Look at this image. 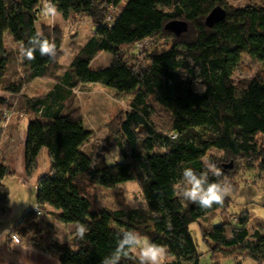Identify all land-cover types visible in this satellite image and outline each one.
<instances>
[{
	"label": "trees",
	"instance_id": "1",
	"mask_svg": "<svg viewBox=\"0 0 264 264\" xmlns=\"http://www.w3.org/2000/svg\"><path fill=\"white\" fill-rule=\"evenodd\" d=\"M44 2L0 0V123L2 113L14 110L16 96L25 113L36 115L27 128L25 172L27 178L34 176L40 150L46 148L50 171L36 188L41 217L51 214L46 209L50 206L61 223L84 225L87 231L60 242L49 232L40 234L35 222L40 217L29 210L15 227L22 242L55 256L60 264H101L113 258L124 232L131 231L162 246L172 259L166 264H201L191 225L222 211L228 198L210 208L182 199V173L185 168L203 171L205 161L223 174L228 170L220 161L246 162L264 172L259 143L264 137V74L240 85L233 81L245 56L264 62V3L234 8L225 0H51L63 18L84 15L96 25L69 69L58 75L61 35L45 31L36 37ZM120 5L117 15L110 14ZM217 6L225 8L226 17L209 28L206 18ZM174 20L185 21L188 30L179 36L167 31L166 24ZM7 36L21 45L25 70L21 79L8 82ZM35 37L55 43L54 54L41 55L39 44L30 42ZM157 37L171 44L154 49L143 61L128 58V48ZM28 48L35 49L34 59L24 55ZM102 52L111 54L109 66L92 70V61ZM51 74L57 82L45 96L23 94L32 81ZM95 83L133 97L119 125L124 163H100L93 169L84 150L92 130L75 110L65 111V104L77 87ZM159 115L167 117L166 125ZM13 173L0 159V215L11 212L10 191L3 181ZM208 181L223 182L211 174ZM127 182L140 186L144 208H93L89 184L114 189ZM250 220L244 211L233 223L223 221L204 230L214 264L223 257L234 258V264L245 258L264 264V231L250 235ZM133 249L117 264H139Z\"/></svg>",
	"mask_w": 264,
	"mask_h": 264
},
{
	"label": "rangeland",
	"instance_id": "2",
	"mask_svg": "<svg viewBox=\"0 0 264 264\" xmlns=\"http://www.w3.org/2000/svg\"><path fill=\"white\" fill-rule=\"evenodd\" d=\"M230 7H244L249 4H263L264 0H225ZM45 2L43 3V5ZM124 5V4H123ZM39 14L37 29L40 34L47 31L50 33H59L62 37L61 56L58 59L60 68L55 72L62 75L69 69L73 58L76 56L81 46L90 38L94 32L95 23L91 18L84 15H71L63 18L62 15L56 13L55 16H45ZM122 9V5L117 9H112V15H117ZM170 41L162 37L146 40L142 46H134L128 48L126 54L128 58L143 61L145 56L158 48L168 47ZM7 49L11 52L10 67L7 72L6 82L21 79L25 75L22 65L21 45L15 43L12 38H6ZM140 56V57H139ZM140 59H139V58ZM111 54L102 52L96 57L90 68L98 70L107 68L111 61ZM264 62L252 60L245 56L233 75V81L236 84H243L257 76H263ZM57 78L51 74L48 77L37 79L24 88V95L30 98L45 96L56 84ZM7 96V95H6ZM132 94H118L116 90L107 88L101 84L80 85L74 93L72 99L65 104V111L75 110L86 126L92 130V136L85 144L84 150L92 157V168L95 169L97 164H104L108 167L116 166L124 163V157L120 150V159L117 158L113 164L105 161L104 153L111 151L118 146L122 137L119 130L120 121L125 111L130 109ZM19 97H15L14 110H6L10 113V119L7 121L5 112L2 113V122L0 123V159L13 170V174L4 179V184L10 191V209L11 212L7 216L0 215V224H8L12 221L20 220L25 213L33 210L36 203V183L37 172L32 178L21 179L18 173H15V167H18V160L23 148L24 136L23 124L25 120H30L36 115L25 113L22 106H19ZM14 111V112H13ZM161 125H166L167 117L159 115L158 118ZM123 141V140H122ZM259 143L264 147V137H259ZM119 148V146H118ZM120 149V148H119ZM211 155L220 157L222 154L211 151ZM224 165L233 163L232 168H225L226 173L221 172L222 183L228 188L229 195L228 204L214 214L206 216L199 222L191 225V232L197 245L201 264H214L211 252L205 243L204 230H208L213 224L223 221L233 223L239 215L248 211L250 214L249 232L250 235L259 229L264 231V172L256 169H250L246 162L235 163L233 161H220ZM218 168V167H217ZM219 169V168H218ZM220 170V169H219ZM89 195L93 199V208L95 209H121L122 207L144 208L146 202L141 193L140 186L135 182H127L117 186L114 189H104L94 184L87 186ZM41 217V216H40ZM40 218H37L38 220ZM37 223V221H35ZM39 225L40 234L49 232L55 236L60 242L71 241L74 234L78 231V226L67 227L65 230L54 233L49 231L48 227ZM146 239H139V244L133 249V253L139 256V247L146 243ZM165 252L161 255L159 264H166L171 261ZM235 259L223 257L219 260L220 264H234ZM242 264H256L250 258L242 260Z\"/></svg>",
	"mask_w": 264,
	"mask_h": 264
},
{
	"label": "clouds",
	"instance_id": "3",
	"mask_svg": "<svg viewBox=\"0 0 264 264\" xmlns=\"http://www.w3.org/2000/svg\"><path fill=\"white\" fill-rule=\"evenodd\" d=\"M57 9L51 0H46L43 5L42 14L45 16H55ZM40 33L36 34L38 37ZM33 38L30 42L32 44H39L41 55L53 53L56 48L55 43L50 42L48 39H43L38 41ZM34 48H28L24 50V55L29 59H34ZM105 161L108 164H113V162L119 158L120 159V149L118 146L109 152L104 153ZM209 174L212 176L220 177L221 170L217 166L210 162H204V170L197 173L192 168H185L182 173L184 187L181 192V197L184 200H188L192 203L199 205L202 208H210L214 203L220 204L223 202V198L229 195L228 188L220 182L209 183ZM78 234L83 237L87 231L84 225L78 226ZM18 233L13 232L10 228L4 229L0 232V243L8 242L9 237L19 243ZM139 244V237L131 231H125L123 234V239L118 242V247L115 250L114 256L111 260L105 258L101 264H117L122 256H128L129 252ZM23 252L27 253L33 250V248H24L21 246ZM164 249L162 246L157 245L152 242H146L143 246L139 247V264H159L161 255Z\"/></svg>",
	"mask_w": 264,
	"mask_h": 264
},
{
	"label": "crops",
	"instance_id": "4",
	"mask_svg": "<svg viewBox=\"0 0 264 264\" xmlns=\"http://www.w3.org/2000/svg\"><path fill=\"white\" fill-rule=\"evenodd\" d=\"M37 79H40V78H37ZM75 90H74V93H75ZM28 124H29V120H25L23 124V129H22L23 133L25 134L23 148L21 150V153H20L21 155L19 157V160L17 161L18 167H15V173H18L19 177L22 180L28 179L26 172H25V142H26V137H27ZM1 161L3 162L2 159ZM3 163L6 164V162H3ZM50 166H51V158H50L49 151L46 148H42L38 156L37 181L39 180L40 177H42L43 175H45L46 173L50 171ZM3 184H4V181H3ZM36 188H37V183H36ZM46 209L51 214L46 215L44 217H40V219L35 220V221H37L38 225L43 224L42 226H45V227L47 226L48 229H50L49 231L53 230L54 233H59L61 229L65 230L67 227L78 226L76 224L61 223L58 220V218L53 215V214L56 215L58 213L57 210L53 209L50 206H46ZM21 219L15 222L12 221L4 225L1 223L0 232H2L6 228L13 229L17 225V223L21 221ZM21 246H23L24 248L31 247L33 248V250L25 253L22 251ZM0 264H60V263H59V260L55 256L43 253L42 251H40L39 249H37L35 246H33L30 243H26L23 241L22 243L16 244L10 241V239H8V242L0 243Z\"/></svg>",
	"mask_w": 264,
	"mask_h": 264
},
{
	"label": "water",
	"instance_id": "5",
	"mask_svg": "<svg viewBox=\"0 0 264 264\" xmlns=\"http://www.w3.org/2000/svg\"><path fill=\"white\" fill-rule=\"evenodd\" d=\"M225 17H226L225 8H223L222 6H217L209 13L205 23L207 27L211 28L215 24L223 21ZM165 29L179 36L188 30V24L182 20H174L168 22L165 26ZM232 167H233V163H231L230 165H225V168H232Z\"/></svg>",
	"mask_w": 264,
	"mask_h": 264
},
{
	"label": "built area",
	"instance_id": "6",
	"mask_svg": "<svg viewBox=\"0 0 264 264\" xmlns=\"http://www.w3.org/2000/svg\"><path fill=\"white\" fill-rule=\"evenodd\" d=\"M108 20H112V17L110 16V17H108ZM137 46H139V48L142 46V44H138ZM6 114V119H7V121H9V119H10V113H5ZM34 212L36 213V215L37 216H42V211H41V209H40V207L39 206H36L34 209ZM16 227V226H15ZM15 227L13 228V229H11L13 232H15V233H18L16 230H15ZM9 239H10V241H12L13 243H16V244H19V243H22V240H21V237L18 235V239H19V243H17V242H15V241H13L10 237H9Z\"/></svg>",
	"mask_w": 264,
	"mask_h": 264
}]
</instances>
